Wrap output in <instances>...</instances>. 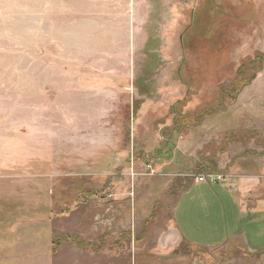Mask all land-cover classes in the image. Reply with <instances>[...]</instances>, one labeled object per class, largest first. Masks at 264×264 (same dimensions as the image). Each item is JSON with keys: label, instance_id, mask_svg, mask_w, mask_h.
I'll return each mask as SVG.
<instances>
[{"label": "rangeland", "instance_id": "obj_1", "mask_svg": "<svg viewBox=\"0 0 264 264\" xmlns=\"http://www.w3.org/2000/svg\"><path fill=\"white\" fill-rule=\"evenodd\" d=\"M209 175L244 218L199 251L173 211ZM257 181L264 0H0V264H264Z\"/></svg>", "mask_w": 264, "mask_h": 264}, {"label": "crops", "instance_id": "obj_2", "mask_svg": "<svg viewBox=\"0 0 264 264\" xmlns=\"http://www.w3.org/2000/svg\"><path fill=\"white\" fill-rule=\"evenodd\" d=\"M208 183H193L181 194L173 211L175 235L199 251L226 247L239 235L244 218L243 191L236 193L225 183L221 188ZM260 183L257 181L253 188Z\"/></svg>", "mask_w": 264, "mask_h": 264}, {"label": "trees", "instance_id": "obj_3", "mask_svg": "<svg viewBox=\"0 0 264 264\" xmlns=\"http://www.w3.org/2000/svg\"><path fill=\"white\" fill-rule=\"evenodd\" d=\"M220 2L221 0H216V4L220 6ZM243 66H246L244 63L241 65V69ZM191 183H193L191 181ZM216 184V183H215ZM190 187V186H189ZM256 191L264 189L261 186H257L255 187ZM130 235V233H127L126 236L128 237ZM64 243H70V244H74L76 245L79 249H86L93 251L94 253H101L103 250L99 247L97 248V246L94 243H85V241H82L80 239V237L78 235H75L74 237H69V236H60L58 239V242L55 243V247L56 248H60V246ZM190 246V245H188ZM191 247V246H190Z\"/></svg>", "mask_w": 264, "mask_h": 264}, {"label": "built area", "instance_id": "obj_4", "mask_svg": "<svg viewBox=\"0 0 264 264\" xmlns=\"http://www.w3.org/2000/svg\"><path fill=\"white\" fill-rule=\"evenodd\" d=\"M208 177V180L207 182L211 183V184H215V183H220V181H223L222 178L220 176H207Z\"/></svg>", "mask_w": 264, "mask_h": 264}]
</instances>
